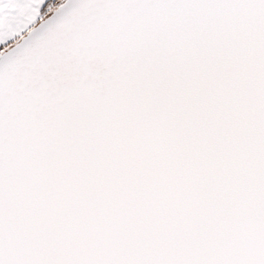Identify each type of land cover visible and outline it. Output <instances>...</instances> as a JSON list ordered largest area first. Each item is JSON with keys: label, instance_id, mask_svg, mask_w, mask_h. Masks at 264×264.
Masks as SVG:
<instances>
[{"label": "snow or ice", "instance_id": "6c2138e0", "mask_svg": "<svg viewBox=\"0 0 264 264\" xmlns=\"http://www.w3.org/2000/svg\"><path fill=\"white\" fill-rule=\"evenodd\" d=\"M0 264H264V0H0Z\"/></svg>", "mask_w": 264, "mask_h": 264}]
</instances>
